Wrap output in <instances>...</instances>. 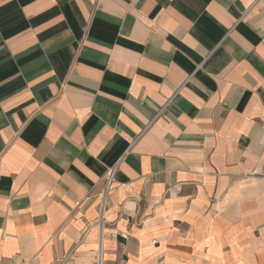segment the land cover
<instances>
[{"label": "crops", "instance_id": "0c3cea01", "mask_svg": "<svg viewBox=\"0 0 264 264\" xmlns=\"http://www.w3.org/2000/svg\"><path fill=\"white\" fill-rule=\"evenodd\" d=\"M99 245L264 264V0H0V264Z\"/></svg>", "mask_w": 264, "mask_h": 264}, {"label": "built area", "instance_id": "2783aa9c", "mask_svg": "<svg viewBox=\"0 0 264 264\" xmlns=\"http://www.w3.org/2000/svg\"><path fill=\"white\" fill-rule=\"evenodd\" d=\"M117 166L112 167L101 179L102 190L100 193V205H99V220L98 226L101 232L102 226L105 224L103 214L106 210V200L109 193L117 186V181L115 178ZM99 232V234H100ZM98 264V257L96 258V263Z\"/></svg>", "mask_w": 264, "mask_h": 264}, {"label": "bare ground", "instance_id": "6f19581e", "mask_svg": "<svg viewBox=\"0 0 264 264\" xmlns=\"http://www.w3.org/2000/svg\"><path fill=\"white\" fill-rule=\"evenodd\" d=\"M97 250H98V264H100L102 258V249L100 245L98 246Z\"/></svg>", "mask_w": 264, "mask_h": 264}, {"label": "rangeland", "instance_id": "374dc122", "mask_svg": "<svg viewBox=\"0 0 264 264\" xmlns=\"http://www.w3.org/2000/svg\"><path fill=\"white\" fill-rule=\"evenodd\" d=\"M102 262H103V260H102ZM103 264V263H102Z\"/></svg>", "mask_w": 264, "mask_h": 264}]
</instances>
